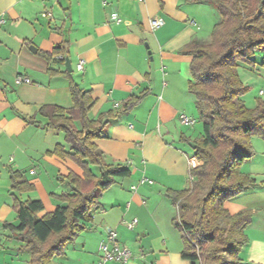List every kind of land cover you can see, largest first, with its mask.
Segmentation results:
<instances>
[{"label":"crops","instance_id":"crops-1","mask_svg":"<svg viewBox=\"0 0 264 264\" xmlns=\"http://www.w3.org/2000/svg\"><path fill=\"white\" fill-rule=\"evenodd\" d=\"M154 18L165 21L156 31L149 26ZM220 21L217 8L199 0H0V264H30L19 235L3 229L18 224L15 204L41 201L39 217H44L62 205L55 196L71 190L67 177L83 175L70 159L56 155L57 147H70L63 133L46 128L48 120L40 113L45 106L73 108L70 80L64 76L67 58L72 79L95 101L89 113L93 121L106 120L133 97L147 96L110 120L95 141L105 164L125 166L131 175L101 194L102 207L88 230L53 263L99 264V244L113 229L133 256L127 263L109 264H190L181 256L182 234L173 225L177 209L168 196L191 188L193 144L203 133L198 103L188 90L192 58L185 50L195 41L209 43ZM62 44L68 46L64 62L41 56ZM51 70L59 75L51 76ZM259 71L250 72L262 76L260 93L264 74ZM19 76L31 83H18ZM259 93L253 100L243 98L248 108L256 107ZM182 114L195 125H183ZM251 145L255 155L240 171L256 184L225 208L231 215L253 213L239 259L264 264V139L254 137ZM91 169L99 176L98 167ZM13 173L32 189H16ZM144 178L153 184H141Z\"/></svg>","mask_w":264,"mask_h":264},{"label":"trees","instance_id":"trees-1","mask_svg":"<svg viewBox=\"0 0 264 264\" xmlns=\"http://www.w3.org/2000/svg\"><path fill=\"white\" fill-rule=\"evenodd\" d=\"M217 8L221 21L212 32L211 41H195L185 53L192 58L189 93L199 107L202 136L194 141L191 162V188L171 191L168 196L177 209L174 227L182 234V258L190 264H241L239 254L247 245L245 230L251 225L253 213L242 211L231 215L225 203L255 186L251 177L240 171L241 165L254 157L251 142L264 139V100L258 99L250 109L243 98L250 91L240 78L239 68L256 71L254 59L264 53V0H199ZM67 44L41 56L48 62H64ZM61 57V58H59ZM264 67V63L262 64ZM51 76L59 75L52 70ZM70 93L73 108L64 110L45 106L40 113L47 118L46 128L65 135L69 151L59 146L55 153L70 159L83 172L82 177H67L71 190L55 196L62 205L44 217L41 201L17 202L18 224H4L3 229L18 234L24 243L21 250L30 254V264H54L56 257L65 255L66 246L74 242L93 221L102 205L101 194L118 179L131 175L129 168L104 163L103 153L95 141L110 120L138 106L147 96L133 97L115 114L93 121L89 117L95 101L90 91H84L71 74ZM80 124L78 129L75 123ZM30 123H35L31 121ZM91 167L100 169L99 176ZM16 189L31 190L18 173H13Z\"/></svg>","mask_w":264,"mask_h":264},{"label":"built area","instance_id":"built-area-1","mask_svg":"<svg viewBox=\"0 0 264 264\" xmlns=\"http://www.w3.org/2000/svg\"><path fill=\"white\" fill-rule=\"evenodd\" d=\"M139 2H144L145 0H138ZM192 25H195L194 22H191ZM165 25V21L162 18H154L149 21V26L152 31H156L162 28ZM84 61H80L78 64V70H84ZM18 83H31V80L23 78L21 76L17 79ZM260 97H264V90L259 93ZM119 106L116 105L115 109H118ZM180 122L186 126H194L196 121L187 115H180ZM34 174V172H31ZM153 184L151 180L146 178L141 180V184ZM137 187L134 186L133 190H136ZM137 220H134L127 224L129 229H133L136 225ZM99 253L101 255L100 263L99 264H109L112 261H119L122 263H127L132 258V252L125 246L121 245L118 241V236L115 230L107 229L106 230V237L102 240L99 244Z\"/></svg>","mask_w":264,"mask_h":264},{"label":"rangeland","instance_id":"rangeland-1","mask_svg":"<svg viewBox=\"0 0 264 264\" xmlns=\"http://www.w3.org/2000/svg\"><path fill=\"white\" fill-rule=\"evenodd\" d=\"M254 59H255V61L257 63L256 71L254 73L256 74L257 71L260 70L259 72L262 71L263 74H264V70L262 69V64L264 63V53H257L255 55ZM239 74H240V78L243 81V83L245 85L251 87L250 91L246 94V96L249 97L252 100L255 99L257 97L258 93H259V90L261 89V87H263L262 85H259V83H258L262 76L253 75L248 70V67L245 66V65L240 66ZM260 99H264V97H260ZM198 127H200V129H202V124L198 123ZM192 163L195 166L196 165L197 166L200 165V163L198 161H196V160H195V162H192Z\"/></svg>","mask_w":264,"mask_h":264},{"label":"water","instance_id":"water-1","mask_svg":"<svg viewBox=\"0 0 264 264\" xmlns=\"http://www.w3.org/2000/svg\"><path fill=\"white\" fill-rule=\"evenodd\" d=\"M65 61H66V68H67L68 72L72 73L71 63H70L69 59L67 58Z\"/></svg>","mask_w":264,"mask_h":264}]
</instances>
